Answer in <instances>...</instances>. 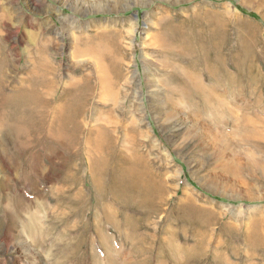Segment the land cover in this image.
<instances>
[{
	"label": "rangeland",
	"instance_id": "obj_1",
	"mask_svg": "<svg viewBox=\"0 0 264 264\" xmlns=\"http://www.w3.org/2000/svg\"><path fill=\"white\" fill-rule=\"evenodd\" d=\"M0 10H5L7 18V23L5 22L4 25L0 26L2 55L5 57L8 53L9 61L14 66L13 71L6 76L10 80L3 88L5 94L10 92V88L18 82L17 79L24 75L22 71L27 68V65L24 64H27L32 50L27 32L32 33L35 30L36 35L43 38L44 42L49 41L46 43L45 50L58 69L56 75L59 77L58 89L60 91L62 90V82L65 83L71 77L80 82L88 80L87 85L91 86L90 93L86 91L84 96L86 99H82L79 103V107L87 114L84 120L85 125L89 123L88 120L93 121L95 118L90 115L92 107L103 106V104L97 103L99 101L98 96L102 95V92L96 86L97 76L93 73L94 57L87 53V50L79 56L73 52L78 50L76 48H79V46L94 47L92 44H86L85 41L93 40L97 33L109 34L115 32L121 34L120 40L124 50H122V54L120 53L122 55L121 63L118 66L121 65L119 71L122 76L120 78L111 76L116 88H114V92H117V99L122 103L117 112L126 115L128 110H135L137 119H139L136 120V123L142 125L138 126L135 132L144 133L143 138H141L144 144L137 147L136 154L139 157L148 156L147 160L152 159L153 163L150 167L154 171L157 168H163L164 173L157 172L161 175L157 181L160 179L166 180L164 182L165 212L154 216L155 218L148 223L151 229L150 232H152L150 236L156 233L153 249L147 250L141 246L138 247V241L141 238L139 236H142V234L136 228L128 225L123 230L121 239H119L114 234L113 225L107 222L104 230L106 234L112 237L114 242L110 243V245L112 244L110 247L108 246L110 249L107 253L93 228V220L89 215L90 211H87V209L85 212L87 211L88 216L85 218L84 224L86 230H84L82 223L73 232H71L72 230H65V227H59L53 233L54 235L52 234L53 238L51 237L52 239L49 241V246L52 249H49V246L38 247L31 243L30 240H34L37 233L24 232L26 230L25 225L28 224V219H30L32 213L36 218H39L38 226H41L40 228L47 226L48 221L51 222V212L55 201L49 193L52 191V187H65L63 186L65 181L61 180L64 176L70 179L66 183L68 190L78 186L76 189L83 190L84 192H82L86 196L85 191L88 188L85 173L89 175V166L87 167L81 148L79 146L72 148L68 152L69 154L59 149L46 148L54 152V156L52 155L53 164L48 162L47 154L46 157L37 156V158L32 159L31 164H37L35 168L28 170V175L24 170L20 172V174L27 176L25 184L20 183L17 185L14 183L11 180L14 173L8 172L4 165V167L0 166L2 169H0V202L4 199L11 201L15 210L13 215L16 216L15 220L10 213L4 214L0 210V223L6 229L7 237L20 235L24 240L28 238L25 241L32 248V252L20 253L19 248L18 251L13 250L2 253L0 254V264H53L58 260H62L59 264H107L108 262L111 264H264L263 182H260V185L259 183L252 185L253 188L252 186L245 188L226 186L221 181L226 177L224 170L220 167L217 158L213 157L212 149L209 147L204 148L203 145L190 138L174 142L172 136L174 135L175 123H169L165 126L161 116H158L154 109L158 107L156 106L157 103L163 104V98L161 97L165 93L161 91L160 87V91L156 90L157 85H160L158 83L162 79L170 78V74L166 73L169 70L166 69L164 64L162 65L164 67H161L164 57H158L159 55L156 53L160 49L158 47L160 46L159 43H163V38H160L159 35L162 34L164 27L172 25L183 35L182 42L185 44L189 42L187 38L194 41H200L202 38L207 39L211 29H213L215 30L214 42H221L222 45L232 47V58H236V60L230 78L235 89H239L240 92L227 88L229 76L225 79L221 78L220 72L226 73V71L224 70V64L219 59H215L216 57L207 59L211 72L215 70L217 73V80H212V84H219V86H212V88L217 89L216 93L221 92L220 94H224L223 97L230 95L236 97L237 99L232 102L231 106L235 105L233 107L243 111L246 118L259 117L264 119V112L262 111L264 109L260 107L255 108V110L250 108L248 111L244 106L243 109L239 107V105H242V92L247 96L243 99L249 98L248 103L253 101L252 96L255 95L253 76L255 78L258 75L262 77V79L258 77L260 79L258 86L263 85L264 87L263 0H0ZM1 13L4 12L0 11ZM14 33H17L16 37H14ZM75 39L84 43L79 44ZM25 51L29 52L27 56L24 55ZM112 51L113 49L108 55L109 59H115L114 51L113 54ZM189 56L196 63L204 61V59H195L199 58L195 53ZM216 62H220V65H217ZM212 63L213 67L211 66ZM235 63L240 64L242 67H235ZM182 66L191 69L193 63L191 61L182 62ZM17 67L18 70L16 71ZM240 77H244V79L237 81ZM208 87L207 89H212ZM97 91H100L101 94ZM77 98L75 96L73 100ZM226 103L229 104V99ZM249 106L252 105L249 104ZM188 114L196 117L198 115L200 117L199 122L210 129H216L215 118L210 115H202V110L188 109ZM218 121L227 124L226 131L222 130L227 133L230 140L234 135L238 136L235 128L236 123L229 115L219 116ZM129 122V120L122 121L125 125ZM178 124L180 125V123ZM185 129L186 125L182 126L175 133L177 137H180ZM255 129H258V127L255 126ZM229 143L233 146V150L243 151L244 155L247 151L245 149H249L248 146L239 145L237 141L233 142L231 140ZM8 144L11 145H9L12 148L11 150H16L14 153H17L13 143L8 141ZM35 146L41 145L35 143ZM155 156H157V159H155ZM253 157L262 159L264 164V152L262 154L255 149ZM59 158H62L61 160L65 162H73V170H77L78 167L84 165V168H81L75 174L76 177H81V182L76 184L73 171L61 165ZM229 161L235 163L230 155H228ZM139 171H142V167ZM13 178L16 180V177L13 176ZM99 178L100 176L97 175V179ZM213 178L216 181L210 185ZM245 179L251 183V177L248 174ZM4 180L15 186V189L12 188L14 193L6 192L7 197L1 189V183ZM185 187L191 189L195 193V197H192L193 194L189 193L182 194ZM89 197V195L86 196V199H89ZM39 204L43 208H40ZM185 205L191 207L189 211H187ZM147 208L151 209V206ZM164 216H168L167 223L170 221L173 224L167 225V223H164L165 221H158L160 217ZM135 218L136 216L132 219ZM82 221L84 220L82 219ZM201 224H204L208 229L205 235L197 238L199 239L198 247L205 248L201 254H190L188 259L181 260L178 263L177 256L171 249L165 248L166 250L159 252L158 246L164 244L155 243V241L162 232L167 229L168 231L176 229L173 243L183 247L180 249L182 252L184 249H190L188 246L193 243L195 245V240L189 235L187 229L195 228ZM24 228L25 230H23ZM68 228L72 229L71 227ZM82 230H84L83 233H81ZM43 232L47 235L45 229ZM24 236H27V238ZM147 237L143 238L146 239ZM57 239L59 241L61 239V241L59 242ZM131 242H135L132 250L130 247L128 248ZM65 243L70 244L69 247L72 250L75 247L74 257L71 254L70 257L63 254L66 249L64 251L61 246L66 245ZM52 245H56V247L54 246V248ZM47 247H49V250ZM59 248L62 249L59 250ZM61 250L64 252L62 253ZM46 255L50 257L47 258ZM55 264H58V262Z\"/></svg>",
	"mask_w": 264,
	"mask_h": 264
},
{
	"label": "bare ground",
	"instance_id": "obj_2",
	"mask_svg": "<svg viewBox=\"0 0 264 264\" xmlns=\"http://www.w3.org/2000/svg\"><path fill=\"white\" fill-rule=\"evenodd\" d=\"M0 11L4 12L0 14V26H2L5 22L7 23V18L5 10ZM176 29L172 25H169L163 28L162 34L159 35L158 33L160 38H163V43L158 42L160 49L156 53L159 55L158 57H164L161 67L164 64L166 69L169 70L166 73L170 74V78L160 80V83H158L160 85L156 87V90L160 91L159 89L161 88V91L165 93L162 92L164 95L161 97L163 98V104L157 103L158 105L156 104V106L158 107L154 106L155 113L161 116V120H163L165 126L169 123H175L174 135L172 136L174 142L180 139L186 140L190 138L203 145L204 148L209 147L212 149L213 157L217 158L216 160L219 161L220 167L224 170L226 177L221 181L226 186L245 188L257 185L258 183L260 185L262 182L264 185L263 160L253 157L255 149L262 154L264 152V119L259 117L246 118L243 111L233 107L235 105L231 106L232 102L237 99L236 97L233 95L223 97L222 95L224 94H220L221 92L218 94L216 93L217 89L212 88V86H219V84H212V80H217V73L215 70L211 72L207 59L216 57L215 59H219L224 64V70L227 73L221 71V78L225 79L229 76L227 79V88L240 92L239 89H235L230 78L231 72L234 71V62L236 60V58H232V47L222 45L221 42H214L215 30L213 29H211L207 39L202 38L200 41H194L191 38H187L189 42L185 44L182 42L183 35ZM16 34L14 33V37L17 36ZM120 35L115 32L109 34L103 32L97 33L93 40L85 41L87 42L86 44H92L94 47L79 46V48H76L78 50H74L75 52H73L79 56L87 50V53L94 57L95 66H92L93 73L97 76V80H95L97 82L96 86L102 92V95L98 96L99 101L97 103L103 104V106L92 107L90 115L95 118L93 121L88 120L89 123H86V125L84 120L87 114L79 107V103L82 99H86L84 97L85 92L90 93L91 86L87 85L88 80H82L80 82L77 79H73L74 77H71L65 83L62 82L61 91L58 89V82H60L58 81L59 77L56 75L58 69L55 62L49 58L45 50L46 43L49 41L44 42L43 38H39L36 35L35 30L32 33L27 32V37H29L32 46L27 64H24L27 65V68L22 71L24 75L17 79L18 82L6 94L3 88H5L6 83L10 80L6 76L13 71L14 66L9 61L8 53L5 57L2 55L3 47L1 48L0 46V166L4 165L5 167H3L8 172L14 173L11 180L18 185L26 182L27 179V176L20 174V172L24 170L28 175V170H32L37 165L31 164L32 159L37 158V156L46 157L45 155L47 154L48 162L53 164L52 155L54 152L49 149H59L62 152L68 153L72 148L78 146L84 154L87 167L89 166V175L85 173L88 188L85 194L86 196H90L89 199H86L83 190L76 189L78 186L74 189L71 188L72 190H68L66 183L70 179L64 176L61 180L65 181L63 183L65 187H52V191L49 193L55 201L53 204L54 208L52 207L53 210L51 212V222L48 221L47 226L40 228L41 226H38L39 218H36L32 213V216L28 219V224L25 225L26 230L25 228L23 230H25L24 232L37 233L35 234L37 236L34 237V240H30L35 246H49V241L53 238L52 234L59 227H65V230H72L71 232H73L82 223L84 230H86L84 225L85 218L88 216L87 211H90L89 215L93 220V228L107 253L108 249H110L108 246L110 247L112 245L110 243H114L112 237L106 234L104 230L107 222L113 225L116 238L121 239L123 230L130 225L142 234V236H139L141 238H139L138 247L141 246L147 250L155 247L154 236L156 233L150 236L152 232H150L151 229L148 223L155 218L154 216L165 212L164 182L166 180L160 179L157 181L161 177L157 172L164 173L163 168H157L154 171L150 167L153 163L152 159L147 160L148 156L144 155L139 157L136 154L137 147L144 144V141L141 140L144 133H140V131L135 132L138 126H142L136 123V120L138 121L139 119H137L135 110H128L126 115L117 112L122 103L117 99V92H114L115 84L112 81V77L120 78L122 76L119 71L121 65L118 66L121 63L122 50H124ZM75 41L79 44L84 43L77 39ZM0 45L2 44L0 43ZM111 49L114 51L115 59H109L108 57ZM28 53V51H25L24 55L27 56ZM192 53H195L199 57L195 59H204V61L202 63H196L189 56ZM106 59L108 60L106 61ZM187 61L193 63L191 69L182 66V62ZM220 62H216V64L220 65ZM201 65L203 67H200ZM235 65V67H242L238 63H235ZM211 66L213 67V63ZM17 70L18 67L16 68ZM258 77L259 75L257 78L253 76V85L255 87V95L252 96L253 101L248 103L250 101L249 98L243 99L247 96L242 92V105H239L240 108L244 106L247 111L250 108H254L255 110L258 107L264 109V87L263 85L258 86L260 79H262V77H259L260 79ZM243 79L244 77H240L237 81H242ZM207 87H211L212 89H207ZM100 91L97 92L101 94ZM75 96L78 98L73 100ZM228 99L230 105L226 103ZM249 104L252 106H249ZM178 109L179 111H177ZM188 109H193L194 111L202 110V115L213 116L217 130L214 128L210 129L205 124L199 122L200 117L198 115L196 117L188 114ZM120 110L122 109L120 108ZM262 111L264 112V110ZM240 112L241 114H239ZM222 115H229L235 121L238 136L234 135L233 138L231 137V140L233 142L237 141L239 145L243 144L249 147V149H245L247 150L245 155L243 151L233 150V146L230 145L229 141L231 140L227 137V133L223 131H226L227 124L218 121L219 116ZM124 120H129L130 122L125 125L122 123ZM88 125L93 126L90 127ZM184 125H186L185 132L182 131L180 137H177L175 133ZM255 126L258 129H255ZM8 141L13 143L14 148L17 149V153H14L16 150H11L12 148L8 144ZM35 143L41 146H35ZM228 155L232 157L235 163L228 162ZM59 159L61 165L73 171L76 184L81 182V177L78 178L75 174L81 168H84V165L78 167L77 170H73V162H65L61 160L62 158ZM155 159H157V156H155ZM140 167H142V171H139ZM247 174L251 177V183L245 179V177L247 178ZM97 175L100 176L99 179H97ZM13 176L16 177V180ZM215 181L213 178L210 185ZM12 188L15 189V186L9 181L4 180L1 183V189L5 196L8 195L6 192L14 193ZM183 193L193 194L192 197H195V193L187 187L184 188ZM13 206L11 201L7 199L1 200L0 202V210L4 214L10 213L12 218L14 217L13 214L15 211ZM148 206H151V209H148ZM39 207L43 208L41 205ZM185 208L189 211L191 207L185 205ZM86 209L87 211L85 212ZM134 216L136 218L132 219ZM167 219L168 216H164L160 217L158 221H165L164 223H167ZM170 223L173 224V222L169 221L167 225ZM44 229L47 235L43 232ZM5 230L0 223V254L13 250L18 251L19 248L20 253L32 252L31 245L29 246L25 241L28 239V235L24 236L27 238L25 240L20 235H12L9 238L6 236ZM207 230L204 224L187 229L189 235L194 238L195 245L193 243L188 246L190 249H184L182 252L180 249L183 247H179L173 243V236L176 234V229H171L170 231L168 229L165 230L159 235L155 243L164 244L158 246L159 252H163V250H166L165 248L171 249L176 254L177 262L179 263L181 260L188 259V255L201 254L205 250L204 247H198L199 239L197 238L205 235ZM72 234L74 235V233ZM146 236H148L146 239L143 238ZM57 240L59 241V239ZM134 244L135 242H131L128 248L130 247L132 250ZM118 245L121 246L120 244ZM54 246L56 247V245H52V247ZM69 246L70 244L61 246L63 250L66 249V251L64 250L65 252L61 251L67 257H70V254L74 257L75 254L73 255V253H76L74 251L75 247L72 250ZM54 248L53 250L55 251ZM62 248H59V250ZM49 249L52 248L50 247ZM117 250L120 251L119 248ZM47 253L49 254V252ZM46 257L49 258L50 256L46 255ZM63 258L65 259V257ZM60 261H57L58 264ZM57 262L55 261V263Z\"/></svg>",
	"mask_w": 264,
	"mask_h": 264
}]
</instances>
